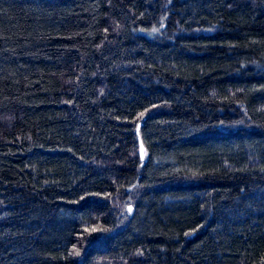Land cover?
<instances>
[{"label": "trees", "instance_id": "obj_1", "mask_svg": "<svg viewBox=\"0 0 264 264\" xmlns=\"http://www.w3.org/2000/svg\"><path fill=\"white\" fill-rule=\"evenodd\" d=\"M0 264H264V0H0Z\"/></svg>", "mask_w": 264, "mask_h": 264}]
</instances>
